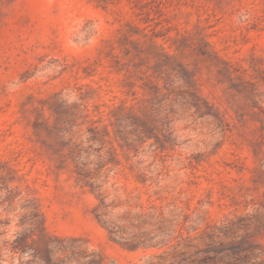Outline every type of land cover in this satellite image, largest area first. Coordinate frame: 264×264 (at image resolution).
Segmentation results:
<instances>
[{
    "label": "rangeland",
    "instance_id": "obj_1",
    "mask_svg": "<svg viewBox=\"0 0 264 264\" xmlns=\"http://www.w3.org/2000/svg\"><path fill=\"white\" fill-rule=\"evenodd\" d=\"M0 264H264V0H0Z\"/></svg>",
    "mask_w": 264,
    "mask_h": 264
},
{
    "label": "trees",
    "instance_id": "obj_2",
    "mask_svg": "<svg viewBox=\"0 0 264 264\" xmlns=\"http://www.w3.org/2000/svg\"><path fill=\"white\" fill-rule=\"evenodd\" d=\"M233 224V222H230V225H232ZM228 229H229V227H231V226H226ZM220 228V227H219ZM219 228H217V227H214V232L211 234V237L212 236H215L216 235V232H218V231H216V230H218Z\"/></svg>",
    "mask_w": 264,
    "mask_h": 264
}]
</instances>
